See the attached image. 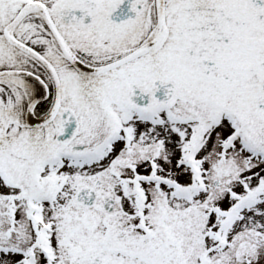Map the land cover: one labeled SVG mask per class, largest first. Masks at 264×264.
<instances>
[{
	"label": "snow or ice",
	"instance_id": "6c2138e0",
	"mask_svg": "<svg viewBox=\"0 0 264 264\" xmlns=\"http://www.w3.org/2000/svg\"><path fill=\"white\" fill-rule=\"evenodd\" d=\"M0 264H264V0H0Z\"/></svg>",
	"mask_w": 264,
	"mask_h": 264
}]
</instances>
